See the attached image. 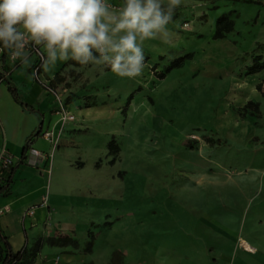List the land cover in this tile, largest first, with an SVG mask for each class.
I'll return each instance as SVG.
<instances>
[{
    "label": "rangeland",
    "instance_id": "374dc122",
    "mask_svg": "<svg viewBox=\"0 0 264 264\" xmlns=\"http://www.w3.org/2000/svg\"><path fill=\"white\" fill-rule=\"evenodd\" d=\"M217 7V0L183 2L167 26L169 42H144L146 67L136 78L72 59L39 78L28 67L24 82H38L44 93L53 88L54 110L63 105L75 115L51 142L53 173L37 167L47 184L45 217L32 224L26 214L22 236L12 235L15 249L40 240L34 264H264V95L257 89L264 90V68L247 73L264 61V47L236 27L215 39ZM187 52L191 59L159 77ZM250 99L258 111L243 107ZM43 132L37 146L47 148ZM231 178L247 192L244 203L221 231H206L192 219L185 189L204 182L198 186L209 204L208 185ZM60 235L79 246L47 242Z\"/></svg>",
    "mask_w": 264,
    "mask_h": 264
},
{
    "label": "clouds",
    "instance_id": "9594fccd",
    "mask_svg": "<svg viewBox=\"0 0 264 264\" xmlns=\"http://www.w3.org/2000/svg\"><path fill=\"white\" fill-rule=\"evenodd\" d=\"M183 0H0V52L30 64L31 50L42 46L45 71L57 61L110 68L120 77H139L146 65L143 44L168 43V25Z\"/></svg>",
    "mask_w": 264,
    "mask_h": 264
},
{
    "label": "crops",
    "instance_id": "0c3cea01",
    "mask_svg": "<svg viewBox=\"0 0 264 264\" xmlns=\"http://www.w3.org/2000/svg\"><path fill=\"white\" fill-rule=\"evenodd\" d=\"M188 1L192 0H183V2ZM108 2L115 5L117 9L122 4V0H108ZM217 6V17L222 13L234 11L236 15L238 14V16L233 18L234 27H236L237 31L243 33L247 31L251 35V39H248L249 42L254 45L260 44L264 47V0H217ZM242 20L246 24H241L240 22ZM5 64V68L3 69L4 77L10 78L13 81L18 88L20 97L24 101L42 113L41 115L39 112L24 109L14 100L6 85L0 80V128L2 131L0 150L2 147H6L14 155L16 162L20 159L26 138L32 132L36 131L38 125L40 128L41 121L42 132L54 129L55 137L58 135L61 122L59 120L58 109L54 110L57 106L56 98L50 93L47 95L46 90L45 94L38 82H32L31 80L24 82V79L27 78V69L31 64L14 66L7 60H5ZM20 67L23 68L22 72L14 76L13 73ZM53 116L56 117L54 120ZM47 119L48 128L45 129ZM41 136L42 133L30 150L34 148L50 151L52 149L53 145L51 146V142L53 140L49 138H47L50 143L49 147L41 148L37 146L39 140L42 138ZM29 160L31 159L28 158L18 167L14 176V182L11 186V194L7 196L0 195V209L8 208V210L0 214V224L5 233L10 237V241L13 234L19 237L22 236V220L26 214H32L30 217L31 223L36 224L43 220L47 211L46 207L42 205L43 192L47 186L44 181V175L38 172L37 164L31 163ZM227 181H230L236 188L242 190L244 197L235 201L222 199V193L224 191L219 184L225 183L226 181L208 185V189L211 190L209 192V198L212 200L209 204L205 200L206 198L200 193L201 189L198 186L204 182L188 185L185 189V192L193 199L191 204L192 219L206 231L208 229L214 232L221 231L222 221L232 211L233 206H241L244 203L243 199L246 198L247 192L244 190L243 185L237 184L232 178ZM219 195L221 196L220 198H218ZM35 209H44V217L37 222L34 220L33 215ZM202 219H207L206 223ZM11 243L13 244L12 241ZM201 252L203 253V249H201Z\"/></svg>",
    "mask_w": 264,
    "mask_h": 264
},
{
    "label": "trees",
    "instance_id": "16d2710c",
    "mask_svg": "<svg viewBox=\"0 0 264 264\" xmlns=\"http://www.w3.org/2000/svg\"><path fill=\"white\" fill-rule=\"evenodd\" d=\"M234 28V19L229 16L228 13H222L216 18V28L215 32L213 34V37L215 39L223 38L226 36L227 33L232 31ZM8 50H4L2 54H0V80L3 81V83L8 88L9 92L12 94L14 100L19 103L24 109L30 110V111H36L41 113L37 108L33 107L26 101H24L20 95L18 88L13 83V81L10 78L4 77L3 69L5 68V60H6V54ZM193 57L192 52H187L183 55H180L173 60L170 61L168 66L165 68L163 72L159 73V77H164L167 72L174 68L180 67L184 61L191 59ZM259 58L256 59V61L253 63V65L249 66L247 69V73H256L259 72L264 68V61L259 62ZM146 60L144 59V62ZM75 64L80 65L79 62L74 61ZM257 89L261 91V93L264 95V90L260 83L257 84ZM133 98V93H131L128 97V100ZM245 109H253L258 111L259 110V103L253 100H248L244 106ZM42 115V113H41ZM41 124L40 128L33 132L31 135H29L25 143L23 145V149L21 152L20 159L16 162L12 163L8 167L1 169L0 171V195L7 196L11 194V186L14 182V176L18 169V167L26 160L28 157V153L32 147V145L36 142L37 138L41 135ZM110 148H113L114 151L117 150V146L112 140L109 143ZM90 240L86 243L85 250L90 251L93 246V231L89 232ZM47 242L52 245H59V246H67L72 245L73 247L79 246V241L76 238L71 237L70 235H60L57 237H48ZM41 246L40 240L37 241L36 245H34L31 249H27V247H23L21 249H15L13 244L10 241V237L5 233L3 227L0 224V264H34L35 257L37 251H39Z\"/></svg>",
    "mask_w": 264,
    "mask_h": 264
},
{
    "label": "built area",
    "instance_id": "2783aa9c",
    "mask_svg": "<svg viewBox=\"0 0 264 264\" xmlns=\"http://www.w3.org/2000/svg\"><path fill=\"white\" fill-rule=\"evenodd\" d=\"M113 7L116 8L115 5H113ZM42 51H43L42 46H35L31 50V57H30V60H31L30 64L32 66L31 72L36 78H39V76L42 75V71L44 69V67L42 65L41 58H40V53ZM0 54H2V52H0ZM6 60L9 63H12L14 66H18V65L22 64L20 62V60H16V61L11 60L8 51L6 54ZM39 80L42 81V79H39ZM45 90L47 93H50L53 96L57 95L56 91L51 87H46ZM58 113H59V120L61 122V125H65L66 123H69L75 119V115L72 113V111H70L69 109H67L63 105H60V107L58 109ZM43 135L46 138L53 140V137L55 136L54 129L45 131L43 133ZM28 158L33 159L34 162L37 164V166L40 167L41 171L44 172L45 174L50 175L52 173V166L49 162L50 158H51V153L49 151H44V150H39V149L33 148L32 150L29 151L28 157L26 158V160ZM14 162H15L14 155L6 147H2L0 150V171H1V169L8 167L9 165H11ZM6 210H8L7 207L5 209H0V214ZM245 248L248 252L256 251V249L254 247H252V246L250 247L247 244L245 245Z\"/></svg>",
    "mask_w": 264,
    "mask_h": 264
},
{
    "label": "bare ground",
    "instance_id": "6f19581e",
    "mask_svg": "<svg viewBox=\"0 0 264 264\" xmlns=\"http://www.w3.org/2000/svg\"><path fill=\"white\" fill-rule=\"evenodd\" d=\"M217 47H222V44H217ZM224 161H225V159H224ZM219 186H221L222 190L224 191L222 193V195H223L222 199H225L226 201H235V200H238V199L244 197V195L242 193L243 191L240 190L239 188H236L235 185L231 184L230 181H226L225 183L219 184ZM226 207H227V205H226ZM33 215H34V220L36 222L41 220L44 217V209H41V210L35 209L33 211ZM242 243L247 244L250 247L252 246L250 243H248L245 240H242Z\"/></svg>",
    "mask_w": 264,
    "mask_h": 264
}]
</instances>
